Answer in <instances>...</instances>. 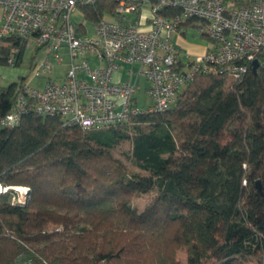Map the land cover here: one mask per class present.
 <instances>
[{
	"label": "trees",
	"instance_id": "1",
	"mask_svg": "<svg viewBox=\"0 0 264 264\" xmlns=\"http://www.w3.org/2000/svg\"><path fill=\"white\" fill-rule=\"evenodd\" d=\"M111 8L97 0L79 11L92 25L112 17ZM135 13L138 22L141 7ZM206 26L187 18L177 31L195 27L207 37ZM18 47L13 66L22 60L21 42L0 41V66ZM258 62L240 79L196 75L165 111L101 130L33 112L3 126L26 77L0 87V187L7 189L0 192V264L22 253L37 264H180L181 249L186 264H264L262 56ZM125 144L142 173L114 156ZM12 187L28 188L27 201L18 203ZM152 190L155 213L133 219L129 201ZM56 221L65 228L40 238Z\"/></svg>",
	"mask_w": 264,
	"mask_h": 264
},
{
	"label": "built area",
	"instance_id": "2",
	"mask_svg": "<svg viewBox=\"0 0 264 264\" xmlns=\"http://www.w3.org/2000/svg\"><path fill=\"white\" fill-rule=\"evenodd\" d=\"M96 1L0 0V41L19 40L23 51L33 50V58L39 51L46 53L41 63L30 68V78L40 79L43 87L25 81L1 121L3 126L16 125L23 115L33 112L43 117L58 115L84 130L107 129L139 115L165 111L196 75L218 71L240 79L258 57L262 56L264 65V0H241L245 5L238 0H109L112 17L92 25L72 21V14ZM143 5L149 6L147 17L128 22L126 15L138 7L142 13ZM165 8L178 10L179 15H161ZM187 18L206 22L212 47L202 55L182 59L171 37ZM18 51L19 47L13 49L8 65L13 66ZM91 60L97 65L91 66ZM63 64V78H51L53 68ZM122 65L138 66L126 73L149 83L146 95L151 104L139 105L135 81L117 79ZM6 190L0 188V192ZM26 191L18 203L26 201ZM7 264L37 262L22 253Z\"/></svg>",
	"mask_w": 264,
	"mask_h": 264
},
{
	"label": "rangeland",
	"instance_id": "3",
	"mask_svg": "<svg viewBox=\"0 0 264 264\" xmlns=\"http://www.w3.org/2000/svg\"><path fill=\"white\" fill-rule=\"evenodd\" d=\"M142 13H141V21H143V18L147 17L148 11H149V6L148 5H143L142 7ZM72 21L75 24H80L83 22H86L85 16L81 11H77L71 16ZM126 20L130 23H134L138 20V15L136 13L128 14L126 15ZM184 38L189 44H195L199 45L201 47H208L211 45V41L209 40L208 37L203 36L201 32L195 28V27H186L185 29V36ZM182 49V48H181ZM182 58H185L187 55L185 49H182ZM45 51H39L38 54L33 56V50L30 48H26L23 51L22 55V60L17 66H12V65H5V66H0V87H7L9 84L12 82L18 81L20 78L26 77V82L37 88H42L44 83L41 82V80L37 79H32L31 77V69L30 66L33 63H36L37 65L41 63V61L45 58ZM65 62H67L68 57L64 56L63 57ZM91 66H96L92 60H91ZM129 67H132L133 70H137L138 66L133 65V66H126L122 65L121 68L128 70ZM66 66L63 65H56L52 72H51V78H54L56 81H59L60 79L63 78V75L65 73ZM128 78L131 81H135L136 84L139 86V90L136 93V99L139 103V105L142 106H147L151 104V99L146 95V89L149 86V83L142 77H138L136 80L134 77L129 78V76H124V79ZM127 79V80H128ZM226 84H229L228 82ZM113 154L115 157L118 159L122 160L124 164L127 165V167L136 173H142L140 170L133 164L132 159H131V154H130V147L128 144H125L119 148H116L113 150ZM1 189H4L3 187H0ZM14 191L18 194V196H24V192L22 191L21 188L23 187H13ZM26 188V187H25ZM25 188H23L25 190ZM29 192L28 188L26 193ZM28 196V193L26 194ZM158 193L155 190H152L146 194H140L138 196H134L130 201H129V206L133 211L132 218L135 220H138L140 217L142 218H149L151 217L155 211V205L154 201L157 197ZM28 197H26L27 201ZM25 201V202H26ZM65 228V224L63 222L56 221L54 223H51L45 227L42 228V233L40 238H44L49 234H53L54 232L61 230ZM177 258L180 264H186V254L183 249L179 250L177 253Z\"/></svg>",
	"mask_w": 264,
	"mask_h": 264
},
{
	"label": "crops",
	"instance_id": "4",
	"mask_svg": "<svg viewBox=\"0 0 264 264\" xmlns=\"http://www.w3.org/2000/svg\"><path fill=\"white\" fill-rule=\"evenodd\" d=\"M1 17H2V11L0 9V23H1ZM184 36H185V33H183V29H182V30H178L175 33H173L171 37V43L179 50L180 58H182L181 56L183 55L181 51L182 49H185L184 52H186L187 55L191 57H195L198 55H202L205 51H207L208 49L212 47V44L208 47L207 46L201 47L199 45L189 44L184 38ZM124 76H128V75L126 73V70L121 68L120 72L116 75V77L117 79L120 78L121 81L127 80L128 78L124 79Z\"/></svg>",
	"mask_w": 264,
	"mask_h": 264
},
{
	"label": "water",
	"instance_id": "5",
	"mask_svg": "<svg viewBox=\"0 0 264 264\" xmlns=\"http://www.w3.org/2000/svg\"><path fill=\"white\" fill-rule=\"evenodd\" d=\"M251 67H252V72L253 73H256L257 72V70H258V68H259V62L257 61V60H254L253 62H252V64H251ZM14 188L12 187V190H13Z\"/></svg>",
	"mask_w": 264,
	"mask_h": 264
},
{
	"label": "bare ground",
	"instance_id": "6",
	"mask_svg": "<svg viewBox=\"0 0 264 264\" xmlns=\"http://www.w3.org/2000/svg\"><path fill=\"white\" fill-rule=\"evenodd\" d=\"M22 191H25L23 188H21Z\"/></svg>",
	"mask_w": 264,
	"mask_h": 264
}]
</instances>
